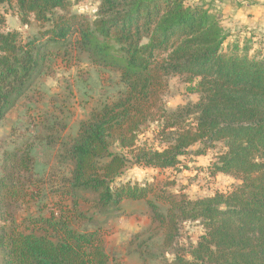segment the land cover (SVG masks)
Segmentation results:
<instances>
[{
  "label": "trees",
  "instance_id": "16d2710c",
  "mask_svg": "<svg viewBox=\"0 0 264 264\" xmlns=\"http://www.w3.org/2000/svg\"><path fill=\"white\" fill-rule=\"evenodd\" d=\"M4 5L39 31L27 41L5 32L0 12V122L65 45L117 72L125 90L80 123L66 148L69 177L48 213L39 208L15 218L17 206L37 201L44 184L28 176L34 168L29 146L3 151L0 264H111L103 232L73 226L91 219L81 204L99 214H124L127 201H144L165 249L176 247L181 223L200 222L204 232L196 244L174 250L169 264H264V56H250L236 43L225 48L219 19L185 0H99L92 20L72 13L70 0H0ZM173 77L189 86L196 102L165 108L162 97ZM151 124L157 148L139 144ZM217 144L224 151L210 175L237 180L229 193L191 200L153 184L116 183L129 167L174 169L181 158L204 156Z\"/></svg>",
  "mask_w": 264,
  "mask_h": 264
},
{
  "label": "rangeland",
  "instance_id": "374dc122",
  "mask_svg": "<svg viewBox=\"0 0 264 264\" xmlns=\"http://www.w3.org/2000/svg\"><path fill=\"white\" fill-rule=\"evenodd\" d=\"M70 1L72 13L89 20L94 18L99 0ZM185 4H199L219 19L228 35L225 48L236 43L240 48L247 47L250 56H264V0H185ZM246 5L253 7L250 10H260L261 14L255 15L260 21L248 19L254 16ZM0 12L5 17V32H17L24 41L37 36L39 29L35 22L30 19L29 24L23 25L13 5L2 6ZM56 54L46 60L41 73L31 80L0 122V158L13 145L26 144L34 157V168L28 176L44 184L38 187L41 196L37 201L17 206V220L39 212V208L48 213L54 207L69 177L66 148L77 138L80 123L115 101L125 90L117 72L93 65L77 47L65 45ZM188 87L180 78H170L162 97L165 108L175 110L196 102L198 96L190 93ZM156 131V124H151L139 136V144L146 142L147 146L159 147L155 142ZM223 151V145L217 144L204 156L181 158L179 165L169 170L129 167L116 183L153 184L170 194L183 193L191 200L229 193L239 184L237 180L222 174L210 175L216 155ZM157 205L166 210V205ZM80 209L91 219L76 222L73 227L83 232L99 228L111 264H169L174 250L187 251L204 232L200 222L181 223L176 247L165 249L163 234L151 224L144 201L123 203L124 214H99L84 204Z\"/></svg>",
  "mask_w": 264,
  "mask_h": 264
},
{
  "label": "crops",
  "instance_id": "0c3cea01",
  "mask_svg": "<svg viewBox=\"0 0 264 264\" xmlns=\"http://www.w3.org/2000/svg\"><path fill=\"white\" fill-rule=\"evenodd\" d=\"M245 7H246V9H249V12H251V14H253V16H254L253 18H248V19H250V20H257V21H260L261 20L260 18H256L255 17V15H259L258 12L260 13V10L258 8L256 10L255 9L250 10V8H253L252 6L246 5Z\"/></svg>",
  "mask_w": 264,
  "mask_h": 264
}]
</instances>
